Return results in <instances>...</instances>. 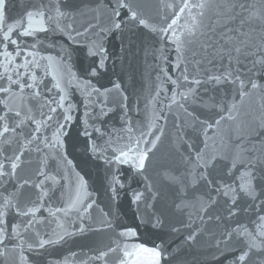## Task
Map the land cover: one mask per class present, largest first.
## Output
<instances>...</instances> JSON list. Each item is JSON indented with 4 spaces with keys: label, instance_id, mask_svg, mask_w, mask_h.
<instances>
[{
    "label": "snow or ice",
    "instance_id": "1",
    "mask_svg": "<svg viewBox=\"0 0 264 264\" xmlns=\"http://www.w3.org/2000/svg\"><path fill=\"white\" fill-rule=\"evenodd\" d=\"M0 264H264V0H0Z\"/></svg>",
    "mask_w": 264,
    "mask_h": 264
},
{
    "label": "water",
    "instance_id": "2",
    "mask_svg": "<svg viewBox=\"0 0 264 264\" xmlns=\"http://www.w3.org/2000/svg\"><path fill=\"white\" fill-rule=\"evenodd\" d=\"M119 47V41L117 40H113L111 42V50L113 52H116L118 50ZM150 62V61H149ZM142 67H141V61L138 59L137 61V71H136V80L134 83H132L128 77H126V88L128 91V94L130 95V97H134L137 93H139L142 89V87L144 86V80L141 77V71H142ZM101 200H103V195L101 193L100 196ZM122 206H121V214L124 216L126 222H130L131 217H132V213H133V209L128 207V201H127V197H122ZM145 229H141V232H144ZM108 237L106 234H102V233H98V241L100 242H104L107 243Z\"/></svg>",
    "mask_w": 264,
    "mask_h": 264
}]
</instances>
